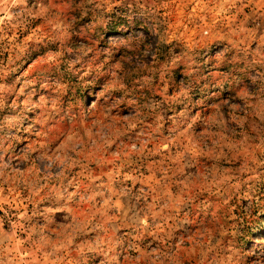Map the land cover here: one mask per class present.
Listing matches in <instances>:
<instances>
[{"label": "clouds", "instance_id": "clouds-1", "mask_svg": "<svg viewBox=\"0 0 264 264\" xmlns=\"http://www.w3.org/2000/svg\"><path fill=\"white\" fill-rule=\"evenodd\" d=\"M0 264H264V0H0Z\"/></svg>", "mask_w": 264, "mask_h": 264}]
</instances>
